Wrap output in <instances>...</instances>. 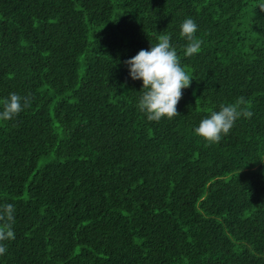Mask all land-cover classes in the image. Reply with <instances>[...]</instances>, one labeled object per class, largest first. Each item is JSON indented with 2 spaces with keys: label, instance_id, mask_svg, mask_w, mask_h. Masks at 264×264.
Listing matches in <instances>:
<instances>
[{
  "label": "trees",
  "instance_id": "1",
  "mask_svg": "<svg viewBox=\"0 0 264 264\" xmlns=\"http://www.w3.org/2000/svg\"><path fill=\"white\" fill-rule=\"evenodd\" d=\"M264 0H0V264H264ZM198 25L184 56L180 25ZM170 34L193 80L149 121L124 62ZM243 96L219 143L195 128ZM199 99V100H198ZM198 100V102H197Z\"/></svg>",
  "mask_w": 264,
  "mask_h": 264
},
{
  "label": "clouds",
  "instance_id": "2",
  "mask_svg": "<svg viewBox=\"0 0 264 264\" xmlns=\"http://www.w3.org/2000/svg\"><path fill=\"white\" fill-rule=\"evenodd\" d=\"M264 11V4L259 5ZM180 35L187 41L183 47L184 56L191 57L201 50L203 41L197 38L198 25L192 18H186L180 25ZM133 80H142L143 88L138 108L149 121L159 122L180 115L177 106L183 90L191 86L192 76L181 64V56L171 43L170 34L158 36V42L149 49H141L137 55L124 62ZM31 96L10 93L3 100L0 121H10L31 106ZM199 100V99H198ZM197 100V102H198ZM246 99L241 96L234 103L221 104L219 111H210L195 128V134L209 145L219 143L228 135L241 117L251 118ZM15 206L12 203L0 206V255L7 252L6 241L14 240Z\"/></svg>",
  "mask_w": 264,
  "mask_h": 264
}]
</instances>
